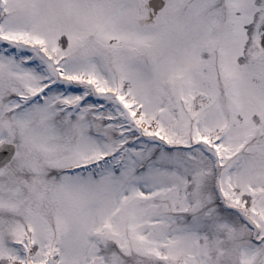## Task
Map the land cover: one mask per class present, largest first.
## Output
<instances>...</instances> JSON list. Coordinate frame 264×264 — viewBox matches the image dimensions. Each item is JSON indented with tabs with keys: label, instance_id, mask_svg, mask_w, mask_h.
<instances>
[{
	"label": "snow or ice",
	"instance_id": "obj_1",
	"mask_svg": "<svg viewBox=\"0 0 264 264\" xmlns=\"http://www.w3.org/2000/svg\"><path fill=\"white\" fill-rule=\"evenodd\" d=\"M0 264H264V0H0Z\"/></svg>",
	"mask_w": 264,
	"mask_h": 264
}]
</instances>
